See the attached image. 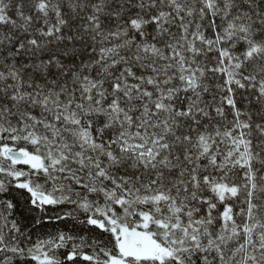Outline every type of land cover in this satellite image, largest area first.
<instances>
[{
  "label": "snow or ice",
  "instance_id": "6c2138e0",
  "mask_svg": "<svg viewBox=\"0 0 264 264\" xmlns=\"http://www.w3.org/2000/svg\"><path fill=\"white\" fill-rule=\"evenodd\" d=\"M0 264H264V0H0Z\"/></svg>",
  "mask_w": 264,
  "mask_h": 264
}]
</instances>
